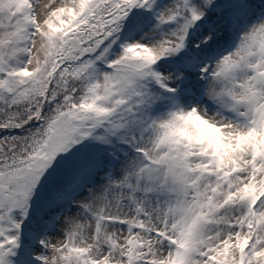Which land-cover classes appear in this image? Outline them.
Listing matches in <instances>:
<instances>
[{"label":"snow or ice","instance_id":"snow-or-ice-1","mask_svg":"<svg viewBox=\"0 0 264 264\" xmlns=\"http://www.w3.org/2000/svg\"><path fill=\"white\" fill-rule=\"evenodd\" d=\"M0 264H264V0H0Z\"/></svg>","mask_w":264,"mask_h":264}]
</instances>
